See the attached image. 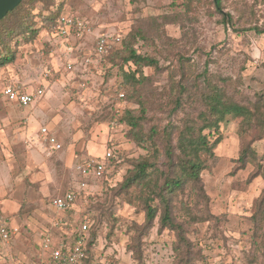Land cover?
Listing matches in <instances>:
<instances>
[{
  "label": "rangeland",
  "instance_id": "1",
  "mask_svg": "<svg viewBox=\"0 0 264 264\" xmlns=\"http://www.w3.org/2000/svg\"><path fill=\"white\" fill-rule=\"evenodd\" d=\"M34 7L38 34L14 36L10 41L14 61L0 66V210L15 222V226L10 223L15 231L8 242L0 239V264L31 263L22 259L28 253H32L28 260H36L42 231L51 221H58L54 235L68 239L84 219L89 232L96 233L90 249L93 264H179L174 232L157 231L156 224L143 235L139 257L129 250L144 213L136 188L124 192L116 182L129 167L128 160L145 155L147 148L112 122L122 103L117 96L123 92L136 112L143 102L145 127L178 119L183 112H172L169 77L180 79L171 71H176L177 57L182 56L188 59L184 82L194 92L197 84L203 86L196 74L207 70L224 77L228 93L240 103L250 104L263 95L259 109L264 117V0H221L222 12L232 16V25L223 22L212 0H44ZM49 13L73 14L94 26L93 36L75 43L70 70L64 67L57 37L44 24L42 15ZM132 30L143 34L137 50L159 65L144 67L148 80L136 92L122 84L119 70L107 58L83 62L92 51L95 34L126 37ZM7 84L28 91L42 87L44 94L21 106L2 95ZM186 110L192 111V106ZM241 119L228 115L220 124L215 134L220 142L201 174L214 218L184 224L191 264L262 263L258 244L264 236V208L260 220L253 215L259 209L264 177L260 172L249 178L257 168L249 163L241 166ZM41 127L56 137L61 144L58 150L50 148ZM255 132L250 130L247 140L264 170V133L252 140ZM110 149L119 151V163L109 184L87 180L71 211L56 209L51 199L83 180L75 166Z\"/></svg>",
  "mask_w": 264,
  "mask_h": 264
},
{
  "label": "trees",
  "instance_id": "2",
  "mask_svg": "<svg viewBox=\"0 0 264 264\" xmlns=\"http://www.w3.org/2000/svg\"><path fill=\"white\" fill-rule=\"evenodd\" d=\"M43 1L21 0L14 9L0 19V66L14 61L15 54L10 43L14 36L22 34L29 38L38 34L39 29L33 25V9L36 3ZM212 3L221 14L223 22L232 25V16L222 12L221 0H212ZM42 16L45 26L48 27L59 15L49 13ZM138 38H143L140 31H130L126 37H122L114 50L104 56L119 70L122 84L131 87L133 92H136L137 87L148 80L144 67L159 68L155 58L137 50ZM177 60L176 71L171 72L179 74L180 79L175 81L173 76L169 77V93L174 92L169 102L173 107V113L183 112L178 119L168 121L164 125L152 124L145 127L146 116L143 102L139 101V109L136 112L129 106L125 94L123 98L117 96L122 103L119 109L114 111L112 122L114 125L125 128L126 136L147 148V153L138 158L129 159V167L116 183L119 182L120 190L124 192L132 187L136 188V196L144 213L142 224L136 228L137 235L133 237V243L129 245L133 256L141 255L139 244L142 237L156 224L157 231L174 232L173 249L178 256L179 264H191L188 258L191 253L190 241L185 235L184 224L191 225L214 218L209 213V197L204 190L201 174L206 168L208 159L214 156V149L220 142L219 138H215V134L219 133L220 124L228 115L242 117L239 124V136L242 141L239 154L241 166L249 163L257 168L249 178L257 176L260 172L264 177V170L262 166L261 170L259 169L256 154L253 153L247 140L250 139L248 138L250 130H256L252 140L261 138L264 133V117H261L259 109L263 95L258 96L257 100L250 104L240 103L228 93L225 78L208 73L207 70L196 74V80H200L203 86L200 88V84H197L194 92L192 87H188L184 82L185 62L188 59L178 56ZM190 106L192 111H187L186 109ZM118 156L119 154L109 159L102 176L89 177L85 179L86 184L88 185L87 180H101V183L109 184L114 176V168L119 163ZM81 179L84 178L81 177ZM184 197L190 200L192 205L188 204ZM199 204H202L201 209H198ZM258 207L259 209L253 215L255 221L261 219L260 214L264 208V189L260 195ZM81 223L77 230L81 228ZM77 230L73 231L68 239L67 237L58 239V236L54 235L57 231H53L54 239L56 242L63 240L71 243ZM89 230L90 225L85 231L84 264H93L96 261L90 253L96 233L95 229L90 232ZM258 250L261 253V264H264V236L259 241Z\"/></svg>",
  "mask_w": 264,
  "mask_h": 264
},
{
  "label": "built area",
  "instance_id": "3",
  "mask_svg": "<svg viewBox=\"0 0 264 264\" xmlns=\"http://www.w3.org/2000/svg\"><path fill=\"white\" fill-rule=\"evenodd\" d=\"M48 29L52 35L57 37V42H59V46L64 51V67L70 70L74 62L73 53L74 50L77 49L75 43L85 37L93 36L94 26L81 17L64 13L54 19V21L49 24ZM121 39L122 36L120 34H95L91 47L92 51L89 55L83 57V62L88 63L93 57L98 59L104 58V56L119 45ZM50 71L51 69L47 71V74L50 73ZM1 92L8 101L16 102L21 106H28L44 94V89L38 87L28 91L18 85L7 84L3 87ZM118 97L123 98L124 93H119ZM40 133L51 149L58 150L61 147L56 137L49 133L46 127H41ZM118 152L119 151L116 149H110L107 150L102 157L88 158L79 162L75 166V169L80 177L84 179L79 181L75 187L68 188L64 194L54 197L51 204L58 210L68 211L72 209L79 191L87 186L85 179L102 176L105 164L112 156L117 155ZM57 225L58 221H55L54 226ZM88 226V220L84 219L81 223V228L77 230L75 238L71 243H67L63 240L56 242L52 232H45L41 239L38 260L34 263L25 264H84L85 231L88 229ZM13 230L14 229L10 227L9 219L0 210V239L8 242Z\"/></svg>",
  "mask_w": 264,
  "mask_h": 264
},
{
  "label": "water",
  "instance_id": "4",
  "mask_svg": "<svg viewBox=\"0 0 264 264\" xmlns=\"http://www.w3.org/2000/svg\"><path fill=\"white\" fill-rule=\"evenodd\" d=\"M21 0H0V19H2L6 13L14 9Z\"/></svg>",
  "mask_w": 264,
  "mask_h": 264
},
{
  "label": "crops",
  "instance_id": "5",
  "mask_svg": "<svg viewBox=\"0 0 264 264\" xmlns=\"http://www.w3.org/2000/svg\"><path fill=\"white\" fill-rule=\"evenodd\" d=\"M85 160V159H84ZM1 205V204H0ZM4 207H5V205H4ZM2 208H3V205H2ZM6 208V207H5ZM1 209V208H0ZM3 210H4V208H3ZM4 213V212H3ZM4 215L9 219V217L4 213ZM11 220V219H10ZM10 220H9V224L11 223L12 225H14V221L13 220H11V222H10ZM56 221V220H55ZM55 221L53 220V221H51V224H49V227H48V229L46 230H43L42 231V234H41V237L43 236V234L45 233V232H47V231H50V232H52L53 233V231H56V227L54 226V223H55ZM11 224H10V227H11ZM15 226V225H14ZM41 239L42 238H40V243H41ZM40 243H39V247H40ZM40 251V250H39ZM37 254V257H36V260H28L27 259V257L26 256H31L32 255V253H28V254H26V255H23V261H33V262H31V263H34V261L36 262L37 260H38V258H39V254H40V252L39 253H36ZM35 254V255H36ZM34 255V256H35ZM28 263H30V262H28Z\"/></svg>",
  "mask_w": 264,
  "mask_h": 264
}]
</instances>
